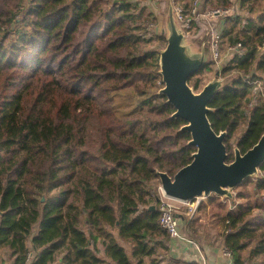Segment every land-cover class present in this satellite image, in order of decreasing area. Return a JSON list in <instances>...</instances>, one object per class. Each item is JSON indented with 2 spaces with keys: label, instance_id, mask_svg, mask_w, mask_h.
<instances>
[{
  "label": "trees",
  "instance_id": "16d2710c",
  "mask_svg": "<svg viewBox=\"0 0 264 264\" xmlns=\"http://www.w3.org/2000/svg\"><path fill=\"white\" fill-rule=\"evenodd\" d=\"M240 7L261 14L226 20L221 43L245 52L221 72L244 75L208 114L216 132L227 130L228 161L238 130L241 152L264 132V99L252 94L254 81L264 83V0ZM153 14L137 0H0V264H172L158 172L173 176L195 148L157 93L153 42L165 40L151 29ZM209 70L189 84L198 89L196 76ZM260 171L237 187L239 198L252 187L253 201L229 209L217 201L232 264H264V162Z\"/></svg>",
  "mask_w": 264,
  "mask_h": 264
},
{
  "label": "water",
  "instance_id": "95a60500",
  "mask_svg": "<svg viewBox=\"0 0 264 264\" xmlns=\"http://www.w3.org/2000/svg\"><path fill=\"white\" fill-rule=\"evenodd\" d=\"M161 2L168 14L166 30H162L166 44L157 50L158 75L163 84L157 93L165 95L166 102L174 107L171 117H179L185 121L180 130L189 132L187 145L195 150L191 154V161L179 168L173 176L167 172H158L159 187L165 196L182 202L211 194L232 198V189L245 180L261 178L264 132L245 152H241L235 143L233 159L227 160V130L216 132L208 114L214 111L209 106L210 101L228 82L219 79V72H216V77L204 84L198 92L189 84L191 75L212 60L211 30L205 31L199 50L194 51L192 48L195 46L189 41L191 39L187 37L176 16L174 0ZM151 209L154 207L151 206ZM176 217L181 218L179 215Z\"/></svg>",
  "mask_w": 264,
  "mask_h": 264
},
{
  "label": "rangeland",
  "instance_id": "374dc122",
  "mask_svg": "<svg viewBox=\"0 0 264 264\" xmlns=\"http://www.w3.org/2000/svg\"><path fill=\"white\" fill-rule=\"evenodd\" d=\"M137 1L141 3H143L144 1V3L148 5L150 9H152L154 13L153 14L154 21L151 25V29L154 28V30L156 31L155 34L160 35L164 39V37L162 36V30L163 29L166 30V21H167V14H168L166 7L162 6L161 0H146V1L137 0ZM174 5L175 7H181L184 9V12H183L184 18L188 17L192 19L191 25L188 28V30L185 29V33L187 37L191 39L189 41L195 46L192 48L194 51L199 50V44L201 41V37L205 35V31L207 29L211 30L212 60L207 65L209 66L210 70L203 71L201 74L196 76L197 78H199L201 86L198 89H194V91L195 92L200 91V89L202 88L204 84H206L209 80L216 77V74H215L216 72H219V79L223 80L224 82L225 81L229 82L230 80L236 78L237 75L243 76L244 74L238 71H231L225 74L221 72L222 68L226 66V64L228 63L226 60L230 59L232 55L230 54L228 55L227 49H226L227 45L222 44L220 41L218 57L215 59L213 56L212 38H213L214 33H216L219 27V22L221 20H223L224 27H227V25L229 26V24L227 23L228 21H226L227 19L233 18L235 16H241L244 19L248 17L255 19L258 17V15L261 14V11H257L254 15L248 13L245 10V8L240 7V0H229V3L226 6L221 5V4L214 5L212 1L207 3L206 0H179L178 3L174 1ZM195 5H196V12L193 15L192 10ZM215 10H219L220 13L214 16L212 12ZM179 21L181 22L180 19ZM181 25L183 27L182 22H181ZM159 42L160 41L157 39H155V41L153 42V45L157 47V50L164 47L166 44V41L162 45H160ZM242 52L243 53L245 52V47H243ZM208 58H210L209 55H208ZM252 72H250V74ZM257 73L260 74V76L264 78V73L259 72V71H257ZM254 85L255 87L252 88L253 89L252 94L259 91L260 97L264 99V83L260 81H254ZM256 101L257 99H254V100L252 99L253 104H255ZM241 132H242V129L238 130L233 135V137L230 139L232 151L234 148V144L236 143L235 140L240 135ZM261 177H262V173H261ZM239 191H242L241 188L236 187L232 189V193H233L232 198H227V197L211 194L208 197L199 199L198 202L196 203L197 208L194 214L191 215L192 218H196L194 224L189 227L184 221L183 222L181 221V226L184 229V232L187 235H190L195 241H199V243L201 242L204 245L208 244L211 246H216L217 243L218 244L222 243V241L220 240L221 238H219V234L223 231V225L221 224V217L225 213V210L217 204V201L223 203L227 209L233 208L234 206H236L238 203H241V202L253 201V196L255 195V192L253 191L252 187H248L247 189L244 190L245 191L244 193L246 196L245 198H239L236 196ZM210 196L217 197L216 198L217 200L213 202L209 201ZM196 201L197 200H194V202ZM182 207H185V205H183ZM195 236L197 237V239L194 238ZM2 255L6 260H8L7 251H2Z\"/></svg>",
  "mask_w": 264,
  "mask_h": 264
},
{
  "label": "built area",
  "instance_id": "2783aa9c",
  "mask_svg": "<svg viewBox=\"0 0 264 264\" xmlns=\"http://www.w3.org/2000/svg\"><path fill=\"white\" fill-rule=\"evenodd\" d=\"M175 12L179 19L181 20L183 24V28L188 30V28L191 25L192 19L190 18H184L183 17V8L181 7H175ZM196 12V5L193 7L192 14L194 15ZM219 10H215L212 12V14L215 16L219 14ZM224 29L223 20L219 22V27L214 33L212 38L213 43V56L216 59L218 57V51H219V42L221 41V34L222 30ZM221 30V31H220ZM228 55H238L242 56L243 46L240 42L234 44V45H227L226 47ZM199 199L202 198H195L194 200H197L196 202L189 201V202H182L170 197H167L163 194L159 187V199L157 204V209L159 211V218H158V224L159 226L166 231L168 234V237L170 241L176 242V243H183V244H190L194 246L197 250L198 245L184 232V229L181 226V218H177L176 215L182 216L184 214L186 215H193L196 208H197V202ZM187 206L186 213L182 212V206ZM225 255H229L228 251L224 249ZM230 256V255H229Z\"/></svg>",
  "mask_w": 264,
  "mask_h": 264
},
{
  "label": "crops",
  "instance_id": "0c3cea01",
  "mask_svg": "<svg viewBox=\"0 0 264 264\" xmlns=\"http://www.w3.org/2000/svg\"><path fill=\"white\" fill-rule=\"evenodd\" d=\"M187 209V206L182 207V212L186 213ZM190 218L191 216L184 214L181 216V221L187 224V220ZM196 244L199 250L190 244L170 241L169 257L172 264H232L231 257L224 253L222 243H217L216 246L204 245L199 242Z\"/></svg>",
  "mask_w": 264,
  "mask_h": 264
}]
</instances>
